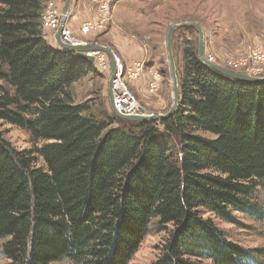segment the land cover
I'll use <instances>...</instances> for the list:
<instances>
[{
  "label": "trees",
  "instance_id": "trees-1",
  "mask_svg": "<svg viewBox=\"0 0 264 264\" xmlns=\"http://www.w3.org/2000/svg\"><path fill=\"white\" fill-rule=\"evenodd\" d=\"M46 1L0 0V121L34 145L15 150L0 133V255L128 264L157 218L173 231L155 264H264V252L227 241L199 212L264 221V84L215 72L187 41L172 116H87L68 89L96 70L44 41ZM116 120L131 127L111 128Z\"/></svg>",
  "mask_w": 264,
  "mask_h": 264
},
{
  "label": "rangeland",
  "instance_id": "rangeland-1",
  "mask_svg": "<svg viewBox=\"0 0 264 264\" xmlns=\"http://www.w3.org/2000/svg\"><path fill=\"white\" fill-rule=\"evenodd\" d=\"M64 3L65 0H47L44 9L46 4L51 5L62 15ZM102 4H107L108 8V22L102 29L88 35L79 33L73 36L84 42L89 41V44L109 48L127 69H137L136 76L127 83L144 116L164 115L172 106L166 35L175 24L194 23L200 27L204 35V55L211 63L243 75H248L251 69L260 68V75L251 77L264 78V66L253 64L252 60L254 52L264 55V0H72L70 9L73 12L69 11L65 27L70 31L67 23L74 15L81 19L79 28L96 21ZM42 33L46 37L44 41H48L50 45L46 43L54 50H59L55 46L53 32ZM187 41L193 42L198 49V35L194 30L183 28L174 32L172 51L178 85ZM96 62L92 59L96 72L73 83L68 93L72 104L84 107L87 116L98 120L103 117L106 121L108 117L112 119L115 116L108 101L110 73L104 72ZM236 63L240 64V68H232ZM119 126L131 127L118 120L111 128ZM158 129L161 131V128ZM0 133L15 150L34 147L30 135L18 127L0 121ZM42 145L43 142L37 144L38 147ZM256 197L261 203L264 202L260 190L256 191ZM199 212L203 218L213 222L227 241L245 250L264 252V221L234 212V221L226 222L203 209H199ZM172 231L171 224L160 225L159 219H153L128 264H155L164 254ZM258 257L264 262V257ZM0 264H11V261L0 255Z\"/></svg>",
  "mask_w": 264,
  "mask_h": 264
},
{
  "label": "built area",
  "instance_id": "built-area-1",
  "mask_svg": "<svg viewBox=\"0 0 264 264\" xmlns=\"http://www.w3.org/2000/svg\"><path fill=\"white\" fill-rule=\"evenodd\" d=\"M99 12L97 14V19L94 22L86 23L80 27L79 32L82 35H88L95 33L99 29H102L103 25L108 22L107 4H102L99 6ZM61 16L55 9H52L51 5L46 4V8L43 10L41 15L40 27L42 31H51L53 36L59 29ZM61 41L69 45H83L88 44L87 42L81 41L64 26L61 34ZM85 58L96 60L98 67H100L104 72L111 74V64L108 56L101 52H86L82 53ZM105 54V55H103ZM253 64L264 66V55L261 52H254L252 54ZM113 61L115 66V74L112 80V100L114 110L123 116H133L142 115L139 110V105L137 98L128 86V81L136 76V68L127 69L121 59L113 54ZM211 61V60H209ZM240 64L236 63L232 65V68L238 69ZM262 70L260 68L251 69L247 72L249 76L260 75Z\"/></svg>",
  "mask_w": 264,
  "mask_h": 264
},
{
  "label": "water",
  "instance_id": "water-1",
  "mask_svg": "<svg viewBox=\"0 0 264 264\" xmlns=\"http://www.w3.org/2000/svg\"><path fill=\"white\" fill-rule=\"evenodd\" d=\"M72 0H65L63 9H62V16H61V22L59 29L56 31L54 34L53 38L55 41V45L58 49L62 51H67V52H72V53H86V52H101L105 53L110 61L111 64V74L110 78L108 80V101H109V106L112 111V113L120 120H125V121H132V122H150V121H156V120H165L168 117L172 116L178 108V104L180 101V92H179V85H178V80L176 76V68H175V63H174V58H173V51H172V36L174 32L178 29L182 28H187V29H192L194 30L197 35H198V57L200 61L209 67L210 69L214 70L215 72L220 73L221 75L228 77L230 79H234L237 81H242L246 83H254V84H264V78H255L251 77L248 75H243L239 74L237 72H233L230 70H227L219 65L211 63L209 60L205 58L204 55V35L203 32L201 31L200 27L194 23H181V24H175L170 27V29L167 32L166 35V51H167V62L169 65V70H170V76H171V84H172V94H173V103L170 108V110L164 114V115H133V116H123L119 113H117L114 110L113 107V100H112V80L114 78L115 74V66H114V61H113V52L103 46V45H98V44H83V45H69L65 44L64 42L61 41L60 34L65 26V20L68 17L69 11H70V6H71Z\"/></svg>",
  "mask_w": 264,
  "mask_h": 264
},
{
  "label": "crops",
  "instance_id": "crops-1",
  "mask_svg": "<svg viewBox=\"0 0 264 264\" xmlns=\"http://www.w3.org/2000/svg\"><path fill=\"white\" fill-rule=\"evenodd\" d=\"M70 11L71 12H73V9H70ZM69 15V14H68ZM81 19L77 16V15H74V16H72V18L70 19V20H68V23H67V25H68V27H69V29H70V31H71V33L73 34V35H79V21H80ZM81 24H84V22H82ZM80 24V25H81ZM44 38H46V37H44ZM46 42H48V41H46ZM87 42H89V41H87ZM48 44L50 45V43L48 42ZM56 46V45H55ZM55 48V47H54Z\"/></svg>",
  "mask_w": 264,
  "mask_h": 264
}]
</instances>
